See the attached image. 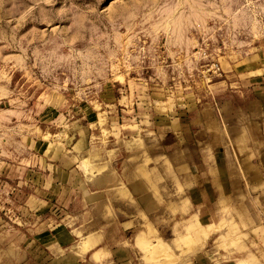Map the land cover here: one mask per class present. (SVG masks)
<instances>
[{
    "label": "rangeland",
    "instance_id": "rangeland-1",
    "mask_svg": "<svg viewBox=\"0 0 264 264\" xmlns=\"http://www.w3.org/2000/svg\"><path fill=\"white\" fill-rule=\"evenodd\" d=\"M95 247L264 264V0H0V264Z\"/></svg>",
    "mask_w": 264,
    "mask_h": 264
},
{
    "label": "crops",
    "instance_id": "crops-1",
    "mask_svg": "<svg viewBox=\"0 0 264 264\" xmlns=\"http://www.w3.org/2000/svg\"><path fill=\"white\" fill-rule=\"evenodd\" d=\"M99 242L96 247H99ZM96 247L85 254L86 260L82 262L81 255H68L65 259H62V264H128V253L124 249H112L110 250V256L101 259L100 261H96L94 256L96 257V253L93 254L94 251L102 250V248L96 249ZM101 251V252H102ZM96 254V255H95ZM102 255L105 253H101ZM88 258V259H87Z\"/></svg>",
    "mask_w": 264,
    "mask_h": 264
},
{
    "label": "bare ground",
    "instance_id": "bare-ground-1",
    "mask_svg": "<svg viewBox=\"0 0 264 264\" xmlns=\"http://www.w3.org/2000/svg\"><path fill=\"white\" fill-rule=\"evenodd\" d=\"M185 237H186V236H185ZM185 237H184L183 240H185ZM188 240H189V239H188ZM186 241H187V240H186ZM186 241H182V242H186ZM161 242H162V241H161ZM161 242H158V246H159V247H163V246H164V245H163V242H162V243H161ZM182 242H180V244H181ZM176 243H177V242H176ZM155 244H156V243H155ZM153 245H154V244H153ZM156 245H157V244H156ZM162 245H163V246H162ZM176 245H177V244H176ZM178 245H179V244H178ZM154 246H155V245H154ZM154 246H152V247L150 246V247H151V250H152V248H153ZM86 247H87V246H86ZM145 247H146V246H145ZM147 247L150 248V247L148 246V244H147ZM159 247H158V248H159ZM178 247H179V246H178ZM156 248H157V247H156ZM163 248H164V247H163ZM168 248H169V247H168ZM153 249H154V248H153ZM161 249H162V248H161ZM148 250H149V249H148ZM155 250L157 251V249H155ZM155 250H154V251H155ZM152 251H153V250H152ZM154 251H153V252H154ZM158 251H159V249H158ZM158 251H157V252H158ZM160 251H161L160 253L164 254V250H160ZM153 252H152L151 254H153ZM149 253H150V252H149ZM158 253H159V252H158ZM156 254H157V253H156ZM156 254H155V255H156ZM168 254H170V253H169V250H168ZM155 255H153V256H155ZM165 255H166V254H165ZM171 255H172V254H171ZM171 255H170V257H171ZM157 256L160 257L161 255H160V254H159V255L157 254ZM157 256H155V257H157ZM162 256H163V255H162ZM174 257H175V256H174ZM157 258H158V257H157ZM167 258H168V257H167ZM158 259H160V258H158ZM171 262H172V261H171Z\"/></svg>",
    "mask_w": 264,
    "mask_h": 264
}]
</instances>
